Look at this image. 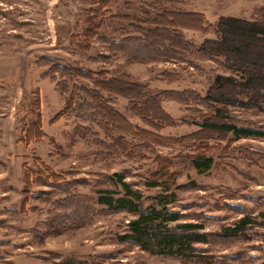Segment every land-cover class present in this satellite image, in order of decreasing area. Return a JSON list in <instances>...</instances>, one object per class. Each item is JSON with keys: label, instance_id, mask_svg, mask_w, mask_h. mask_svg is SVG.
Masks as SVG:
<instances>
[{"label": "rangeland", "instance_id": "1", "mask_svg": "<svg viewBox=\"0 0 264 264\" xmlns=\"http://www.w3.org/2000/svg\"><path fill=\"white\" fill-rule=\"evenodd\" d=\"M161 7L202 15L205 31H181L196 47L217 38L221 17L264 18V0H0V264H264L258 218L264 211V139L204 132L198 124L208 110L171 99L162 102L163 112L149 110L143 119L132 113L133 102L101 92L125 118L123 130L109 129L122 149L91 122L62 114L73 87L96 89L99 72L145 84L152 93L190 90L200 96L226 73L198 54L188 65L127 63L113 52V43L135 34L137 19ZM89 17L99 28H90ZM250 49L264 52L256 44ZM62 66L84 70L88 78H72ZM38 117L40 141L28 132ZM228 118L264 129L258 109H230ZM196 133L207 139L191 137ZM198 157L214 159L209 172L193 168ZM115 173L143 194V209L161 192L148 182H174L179 223L202 224L209 236L208 244L195 245L205 259L152 254L121 241L136 215L95 202L99 190H121ZM47 193L50 200L43 201ZM70 197L80 198L79 207L66 205ZM245 215L255 225L240 237H225L224 229Z\"/></svg>", "mask_w": 264, "mask_h": 264}, {"label": "trees", "instance_id": "2", "mask_svg": "<svg viewBox=\"0 0 264 264\" xmlns=\"http://www.w3.org/2000/svg\"><path fill=\"white\" fill-rule=\"evenodd\" d=\"M105 1L107 0H103V3ZM160 1L166 3L169 0ZM164 8L161 7L162 12L153 16L149 17V13H146V18L137 19L136 23L139 26L134 31L135 34L113 43V52L127 63L164 62L194 65L191 58L196 54L213 60L223 66L226 73L215 76L205 95L200 96L197 92L190 90H164L161 93H152L145 84L99 72L100 78L95 80L96 89L92 90L77 84L73 87L62 114L73 112L83 122H91L92 125L106 132L111 145L122 149V145L116 143L115 136L111 137L109 129L123 130L120 122L125 121V118L105 101L101 92L114 94L133 102L132 113L143 119L149 110L163 112L162 102L171 99L184 105L193 104L206 108L208 112L200 116L201 121L198 124L204 132L230 134L236 139H264V129L237 126L228 120L230 109L264 111V52L259 51L253 54L250 49V44L264 47V18L250 20L221 17L216 27L217 38H207L196 47L183 37L181 31H205L202 15L174 12ZM94 20L95 18H87L90 28L95 26ZM85 32L88 33V30ZM61 70L72 78L77 76L88 78V72L78 68L62 66ZM116 84H120L119 90L115 88ZM38 105L37 102L36 107H39ZM136 105L139 108L137 112L134 110ZM130 126L132 127L131 124ZM28 132L30 139L41 140L43 136L41 118L38 117L30 124ZM198 133L191 137H197L199 141L207 139V135H204L206 137L204 138ZM213 165L212 157H198L192 160V166L198 174L209 172ZM54 178H57L56 174ZM125 179L124 175L115 173L112 180L121 187V190H99L95 200L97 205L106 207L108 210L136 215V219L129 223L128 232L120 237L121 241L133 242L142 250L152 254L188 261L205 259L197 253L195 245L208 244L209 236L204 232L205 228L202 224L179 223L183 219V214L172 207L177 202L176 193L172 191V188L176 186L175 183L168 185L169 181L164 179L148 182L147 187L160 188L161 192L151 197V204L143 209V194ZM28 180L29 178H26V182ZM49 195L51 194L47 193L43 201H49ZM79 199V197H70L66 205L71 203L79 207ZM78 211L79 208H76V213ZM258 218L264 224V211L258 214ZM255 223L254 217L245 215L232 227L225 228L224 236L245 235ZM173 224L175 226L171 227Z\"/></svg>", "mask_w": 264, "mask_h": 264}]
</instances>
